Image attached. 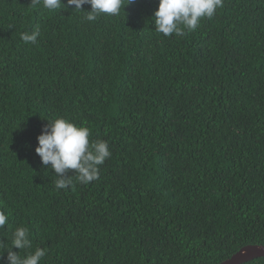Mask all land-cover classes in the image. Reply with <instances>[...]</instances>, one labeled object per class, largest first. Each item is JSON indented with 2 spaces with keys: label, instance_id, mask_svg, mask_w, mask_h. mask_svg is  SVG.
Listing matches in <instances>:
<instances>
[{
  "label": "trees",
  "instance_id": "1",
  "mask_svg": "<svg viewBox=\"0 0 264 264\" xmlns=\"http://www.w3.org/2000/svg\"><path fill=\"white\" fill-rule=\"evenodd\" d=\"M156 8L87 22L0 0V241L27 226L40 264H220L264 246V0H223L170 37ZM58 117L108 142L98 180L55 187L34 149Z\"/></svg>",
  "mask_w": 264,
  "mask_h": 264
},
{
  "label": "clouds",
  "instance_id": "2",
  "mask_svg": "<svg viewBox=\"0 0 264 264\" xmlns=\"http://www.w3.org/2000/svg\"><path fill=\"white\" fill-rule=\"evenodd\" d=\"M132 0H35L49 12L71 7L83 13L82 19L94 22L101 15L117 16ZM84 5L90 6L85 10ZM223 0H157V8L153 13L155 31L165 37L183 36L186 32L197 29L201 19H211ZM41 32L37 26L31 32H22L20 39L25 43L36 44ZM36 137L37 146L34 151L41 164L51 169L55 176V187L66 189L74 187V182L87 185L99 179L100 168L106 159L111 157L108 142L90 140L89 127L77 126L63 117L47 120ZM69 170L73 174L68 175ZM9 216L0 211V228L8 224ZM0 257L6 253L7 264H40L47 255L43 247L33 248L29 228L23 224L12 229L10 242L0 241ZM17 249L18 251H13ZM24 250V254H20Z\"/></svg>",
  "mask_w": 264,
  "mask_h": 264
},
{
  "label": "water",
  "instance_id": "3",
  "mask_svg": "<svg viewBox=\"0 0 264 264\" xmlns=\"http://www.w3.org/2000/svg\"><path fill=\"white\" fill-rule=\"evenodd\" d=\"M258 258H264V246L250 245L241 248L229 259L220 264H246Z\"/></svg>",
  "mask_w": 264,
  "mask_h": 264
}]
</instances>
